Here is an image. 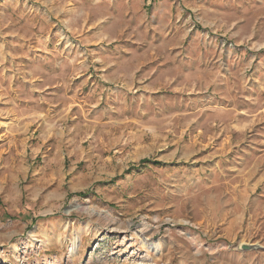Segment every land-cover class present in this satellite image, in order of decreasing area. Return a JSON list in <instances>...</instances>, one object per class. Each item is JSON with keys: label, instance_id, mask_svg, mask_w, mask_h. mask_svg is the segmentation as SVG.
Listing matches in <instances>:
<instances>
[{"label": "rangeland", "instance_id": "rangeland-1", "mask_svg": "<svg viewBox=\"0 0 264 264\" xmlns=\"http://www.w3.org/2000/svg\"><path fill=\"white\" fill-rule=\"evenodd\" d=\"M0 264H264V0H0Z\"/></svg>", "mask_w": 264, "mask_h": 264}, {"label": "water", "instance_id": "water-1", "mask_svg": "<svg viewBox=\"0 0 264 264\" xmlns=\"http://www.w3.org/2000/svg\"><path fill=\"white\" fill-rule=\"evenodd\" d=\"M258 247H259L258 244H249V243H242L240 245V248L243 249V250L254 249V248H258Z\"/></svg>", "mask_w": 264, "mask_h": 264}, {"label": "trees", "instance_id": "trees-1", "mask_svg": "<svg viewBox=\"0 0 264 264\" xmlns=\"http://www.w3.org/2000/svg\"><path fill=\"white\" fill-rule=\"evenodd\" d=\"M144 161H146V159H142L140 163H142V162H144Z\"/></svg>", "mask_w": 264, "mask_h": 264}]
</instances>
